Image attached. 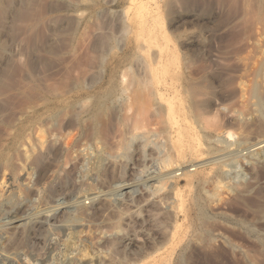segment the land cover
<instances>
[{"label": "rangeland", "instance_id": "rangeland-1", "mask_svg": "<svg viewBox=\"0 0 264 264\" xmlns=\"http://www.w3.org/2000/svg\"><path fill=\"white\" fill-rule=\"evenodd\" d=\"M54 1L61 3V0ZM87 1L88 10L80 15L82 21L74 38L75 43L83 48L76 53L75 68L70 69L69 87L77 76V69L90 64L97 56L90 50L95 38L106 33L115 37V42L109 45L108 61L121 59L127 66L131 64L130 69L123 71L126 75L122 80L124 85L140 72L139 65L134 64L136 59L145 62L151 69L157 67V62L162 67L155 79L149 78L148 82L140 75V86L128 90L131 95L132 91H140H136L137 98H140L138 106L112 108L108 105L110 109L105 118L108 122L104 120V125H109H105L103 138L96 140L92 136L88 120L71 128L76 158L71 161L67 155H58L57 149L53 151L52 159L58 158V162L60 159L58 167L63 175L60 173L55 184H51L53 191L50 190L52 194L49 192L48 197L41 195L40 200L39 196L22 188L25 182L19 173L13 174L14 178L12 172L6 171L9 178L7 191L10 192L14 182L24 191L14 193L12 205L0 202V264H74L76 261L73 259L79 258L81 255L78 252L81 251V254L86 253L93 258L95 264H177L178 256L184 257V264H261L264 215L260 216L255 206L264 202V180L260 174L251 171L250 166H246L243 157L238 158L242 152L245 153L243 149L248 144H240V140L238 144L235 138L239 137V130L229 118L242 111L252 113L250 116L253 119L260 115L257 97L252 91L264 87V23L256 19V3L259 0H94L100 3L98 8H92V0ZM17 2L15 0L14 4ZM11 7L9 9L12 10ZM100 8L105 13L98 14L96 11ZM125 13L128 31L122 32L119 20L125 19ZM63 16L61 13L50 17L62 20ZM7 18L10 20V17ZM7 18L1 28L11 26ZM63 23L60 25L64 28L60 26L59 29L65 34L68 26ZM2 32L0 36L4 35L6 39L0 37V40L8 45L7 51L17 52L16 45ZM63 37L60 36V42L66 43L72 38L70 35L64 37L65 41ZM118 80H121L120 76ZM153 92L163 106L161 113L155 111L158 107L153 101ZM88 106L89 103L85 107ZM166 108L170 114H165ZM199 114L200 121L195 120L193 116ZM190 120L195 129L185 135L184 127ZM69 122L65 119L61 124L63 133L69 128ZM135 122L138 132L147 135L145 140L148 144L145 141L140 148L141 139H136L126 158L110 159V153L119 156L123 153L119 143L133 133ZM216 130L233 133L237 143L228 150L212 153L208 146L211 143L214 146V143L203 137L215 135ZM251 137L250 143H253L256 134L252 133ZM163 153L174 156L180 167L169 181L158 175L161 168L159 158ZM213 158H222L225 164L222 170L229 172L235 180L236 177L240 180L246 178L253 187L245 197L247 206L234 204L230 192L223 186L219 196L208 197L209 193L216 192L219 182L216 177L222 179V176L218 167L201 166L200 163ZM51 160L45 161L32 174L31 184L34 187L47 188L43 184L42 173L53 167L54 161ZM14 179H19L17 184ZM233 179L229 182L222 180V184L228 186L235 181ZM79 196L96 197L93 203L84 200V203H90V211L104 199L110 202L104 210L91 213L92 216L89 211L84 219L88 228L84 229L80 227L84 222L79 223L75 219L77 210L74 202ZM202 211L210 217L208 223L199 220ZM27 222L32 226H28ZM17 226L18 229H15ZM20 228L22 232H19ZM23 232L24 237L21 235ZM115 234L119 239L112 236ZM111 238H116L115 242L108 244ZM66 242H69L68 245ZM73 243L77 246L74 247ZM69 245L76 249L73 251Z\"/></svg>", "mask_w": 264, "mask_h": 264}, {"label": "bare ground", "instance_id": "bare-ground-1", "mask_svg": "<svg viewBox=\"0 0 264 264\" xmlns=\"http://www.w3.org/2000/svg\"><path fill=\"white\" fill-rule=\"evenodd\" d=\"M52 1L57 2V3L53 4ZM58 2L59 1H54V0H47V1L45 0L44 2L41 0H18V2L16 4H14L15 0H0V25L5 23L4 21L6 20L7 17H10V20L8 18H7V20H9L10 21L9 24H11V26L9 28L7 27L8 29L7 28L5 29V27H2V28L0 27V34L2 31H4L2 33H5L6 34L5 36H7V39L10 38V41L13 42V44H15L17 47V52H15V53L11 52L10 53L7 51L8 45L6 43H4L2 41V39L0 40V202L7 203L8 205H12V202L14 199V193L17 191H20L22 188L28 192L30 191L31 193H33L36 196H39V198L41 195L48 197L50 190L53 189V188L51 189V184H53V183L55 184V181L59 178L58 176L61 173L59 171V167H58V164L60 165V159H59V162L57 161L58 158L56 160L52 159V157H53L52 153H54L53 151L55 149H57L58 155H61V157H62V155H65V157L67 155V158H69L68 160H71V161L74 160V158H76V156L74 155L75 151H73L74 138L72 137V132H71L72 129L71 128L74 127V125H77L78 123H80L82 121L88 120L90 122V125H91L90 131H91L92 136L95 137V139L96 138L97 139L103 138V135L106 133V126L105 125L108 124L107 123L104 125V123H105L104 120H106L105 118H106L107 112L110 109L109 106H111L112 108H114V107L117 108L119 106L121 107L124 105L132 106V107L138 106L140 98L139 99L137 98V92L139 93L140 91L139 90H136L137 92L132 91L133 95H131V94H129L128 90H131V88L133 86L134 87L140 86L139 81H138V79H140V75H142V77H145L148 80H149V78L151 80L155 79L156 74L160 71V69L162 67V64L157 62L156 63L157 67L155 69H151V67L149 65H147L145 62L142 63L139 60L137 61V59H136V60H134V64L135 65L137 64L136 66L139 65L140 72L138 75L132 76V79H130L131 81L129 82V84L124 85V82L122 81L126 77L124 72L127 71V69L131 68V64H130L131 62L130 63L128 62L130 64V67H129V65L127 66V64H124V61L121 59L108 61L107 55L110 51L109 45L112 42H115V39H114L115 37L106 33V34L98 35L95 38V41L93 42L92 47H91L92 49H90V50H93L94 51L93 53H95L94 55H97V56L95 57V59L93 61L91 60L90 64L84 65V67L77 69L78 70L77 76L72 81V83L69 87L67 85V80H68V76H70L69 75L70 69L75 68L74 65L76 62L75 61L76 53H79V51H81L83 48L82 45H78L77 43H75L74 38L77 34L76 33L77 27H78L79 23L82 21V17L80 15H83L84 11L88 10V7H86L87 6L86 2H88V1L87 0H67L64 3L61 0V3L59 2L60 4ZM92 3H93L91 5L92 8L93 7H95V8L100 7V3L98 4L94 0H92ZM256 4L258 5V7H257L258 11H257V13L255 12L257 14L256 19L259 21H263L262 23H264V0H259V1H257ZM11 5L13 6V8L11 7L12 10L9 9V7ZM242 5H244V4H242ZM251 6H253V5H251ZM173 7H174V5H173ZM243 7H245V5ZM96 12L98 14H103V13H105V10L103 8H100V10L96 11ZM61 13L64 14V16H63L64 19L61 17L62 20L58 17H50L52 14H61ZM74 15L77 16V18L74 17ZM126 16L127 15L125 13V19L122 18L119 20L121 23L120 24L121 25L120 31H122V32L128 31V30H126V25H125V23L127 21L126 19H128ZM251 19H253V17H251ZM62 21H64L66 26H68L67 31L64 30L65 34H62L61 28L59 29V27L61 26L60 24H62ZM62 28H64V27H62ZM69 35L72 36V38L68 42L65 40V38H67V36H69ZM60 36L65 37V38L63 37L64 38L63 40H65L66 43L62 42V41L60 42ZM0 37H2V36H0ZM3 37H4V35H3ZM114 57H115V55H114ZM135 58H137V57H135ZM129 60H130V58H129ZM139 62H140V64H139ZM77 63H78V61H77ZM242 64H243V62H242ZM119 76L121 77V80H118ZM148 82H150V80ZM253 85H255V84H253ZM259 86H260V84H259ZM134 89H136V88H134ZM138 89H140V88H138ZM241 89H243V88H241ZM263 89H264V87H263ZM263 89L262 88L260 90H259V88L258 89L257 88L252 89V91L254 90V94L257 97V101H258L257 104L260 108V111H259L260 115L259 116L256 115L257 116L256 119L255 118L253 119L251 117L252 113L250 114V112H249V114H247V112L245 113V111H244V113H243V111L241 113L238 112V114L236 113L237 115L233 114L234 116L232 115L229 118H231L230 123L232 125H234V127H237V129L239 130V133L237 132L239 137L235 138L237 140V142L240 140V144H248V145H246V148L243 149V151H245V153L243 154V152H242L241 153L242 156L239 154L241 151H239V153L237 152L240 155V157H238V158L241 159V157H243V159L246 160V162H245L246 166L247 165L250 166L251 171H254V173L257 172L258 174H260L262 176V177L261 176L260 177L264 180V91H262ZM244 92H245V90H244ZM252 94H253V92H252ZM138 97H140V96H138ZM152 97H154L153 101L155 103V106L158 107V109H156L155 111L158 110L157 112H160V113L163 112L162 111L163 110L162 104L158 103L159 101H157L158 98H156L157 97L156 92L155 93L153 92ZM193 98H194V96H193ZM87 103H89V106L86 108L85 106ZM152 105H154V104H152ZM197 107H195V108H197ZM191 108H193V107H191ZM259 108H258V110H259ZM166 109H167V111L165 114L166 115L168 113L170 114V110L168 108H166ZM243 109H245V108H243ZM196 110H198V108ZM245 110H248V109H245ZM193 117L195 120L200 121L201 114H199V116H197V117H195V116H193ZM65 119H69L70 125H69V128H67L66 131L63 133L61 131L62 129H60V128L62 127L61 124L65 121ZM190 121L187 122V124H186V126L187 125L188 126L184 127L186 130L184 132L185 135L193 132L195 129L193 127L194 125L192 124V121L191 122ZM137 129H138V125H137V122H135L133 124V133L130 134L128 137H126L124 140L120 141V143H119L120 144L119 146L123 150L122 151L123 153L120 156L114 155V154L112 155L110 153V155H108V157H110V159L117 160L118 158H123V157L126 158V153L129 151L128 149L132 147V142L135 141L136 139H141L140 148H142L144 146L143 143H145V141H146L145 136H147V135L141 134L140 132H138ZM252 133L256 134V139H255V141H253V143H250V137H251ZM203 138H206V140L210 139L211 142L214 143V146L211 145L212 143L210 145L208 144L209 146L207 145L208 150L211 151L212 153L228 150L235 143H237V142H235L233 133H230L227 131L225 132L223 130H218L215 133V135L212 134V135H208V136L203 137ZM211 138H213V139H211ZM210 140H209V142H210ZM146 143H147V141H146ZM238 144H239V142H238ZM243 146H245V145H243ZM143 150L144 149H142V151ZM158 150H160V149L158 148ZM239 150H240V148H239ZM170 153H166L165 155L163 153V156L161 158L158 157L160 159L161 168L159 170L160 174H158V173L157 174L160 175V177L162 179H165V181H169L170 179H173V177L176 176V171L180 170V167H178L176 160L173 158L174 156H172L171 155L172 153L171 154ZM105 154H106V152H105ZM127 156H128V153H127ZM238 158H235V159L239 160ZM48 160L54 161L53 167L48 169V170H45L46 172L44 171V173H42L43 174V178H42L43 184L46 185L48 189L42 185L41 186L43 188H41V189L37 188L36 185L34 187V185L31 184L32 174L35 172L36 169L40 168L45 161H48ZM237 160L235 162H237ZM223 161H222V158L221 159H214L213 158V159L205 160L204 162L200 163L201 166L202 165H212V166L218 167V170L222 176V179L216 177L217 181L219 179V182L216 181L217 184L215 183L217 185L216 192H214L212 195H210V193H209V196L208 195L207 196L209 198H214V197L219 196V190L223 186L224 188H226L230 192L231 198L235 202L234 204H240L242 206H247L248 202L246 201L247 198L245 199V197H246V194L248 192L252 191L253 187H250L251 185L248 183L246 178L243 177L240 180L239 179L240 177H236V180H237L236 181L233 176L232 177L234 179L230 176L231 174L229 172L222 170V168L225 166ZM6 171L12 172V174L10 173L11 175H13V174L15 175V174L19 173V175L24 179V180L22 179V181H23V183L24 182L25 183L21 189H19L20 186L17 187L18 186L17 180H19V179H16V180L14 179L16 181L17 186L14 185L15 182L13 184L11 183V188H10L11 190H10V192H8L9 190L7 191V189H8V186H7L8 182L7 181L9 178H7L8 175L6 174ZM14 175H13V177H14ZM229 176L231 177V179H233L232 181H234V180L235 181L232 183L230 182V184H228V186L225 184H222V182H223L222 180H228ZM231 179H229V180H231ZM229 180H228V182H229ZM10 182H12V181H10ZM220 185H221V187H220ZM203 191H205V190H203ZM22 192H20V193H22ZM18 195H15V196L17 197ZM23 195H25V194H23ZM16 197H15V199H16ZM47 197H43V198L45 199ZM229 197H228V199H229ZM37 198L38 197H36L34 199H37ZM19 199H20V197H19ZM95 199H96V197H92V198L85 197L84 198L83 196H79L76 203L74 202V204L76 206L75 209L77 210V212H76L77 214L75 215V219L78 222L80 221L79 223L84 222V219H86V216H88L89 211H90V207H88V204H90V203H84V200H89L91 203H93L95 201ZM40 200H41V198H40ZM220 200L221 199H219L218 202ZM263 200H264V197H263ZM199 201H198V205H199ZM109 204H110V202L107 199H104L103 202L96 205L92 209V211H90V214L91 213L96 214L102 208L104 210L105 207L109 206ZM4 205H6V204H4ZM85 205H87V207ZM54 206H53V208H54ZM252 206H253V204H252ZM255 207L257 210L256 212L258 214H260V216H262V214L264 215V202L262 205L259 204ZM92 214L90 216H92ZM73 215H74V213H73ZM97 215H96V217H97ZM209 219H210V217H208L206 215V213H204V211H202L200 213L199 220L202 223H208ZM37 220H39V219H37ZM77 221H75V222H77ZM118 221H119V219H118ZM118 221H116V222L119 223ZM28 222H27V225L30 226L31 224H29ZM116 222H114V223H116ZM22 223H20V224H22ZM84 223H82L80 225V227L83 229L88 228V225H87L88 223L87 224L86 223L84 224ZM22 225L24 227V224H22ZM19 226H21V225H19ZM19 226H17L15 229H18ZM66 226H67V224H66ZM117 227H119L118 224H117ZM204 227H206V226H204ZM24 228L27 230L29 227L28 228L24 227ZM5 230H7V229L5 228ZM20 230H21V228H20ZM22 230L19 232H22ZM28 230L31 231V229H28ZM28 233L30 234V232H28ZM116 234L112 235V236L116 237L117 236ZM212 234H213V232H212ZM13 235H15V234H13ZM21 235H23V237H24L25 236L24 232ZM244 236H245V234H244ZM76 238H78V237H76ZM116 238L119 239V237H116ZM116 238H113L114 240L111 238V240L108 242V244H113L115 242ZM14 239H15V237H14ZM11 241H13V240H11ZM25 241H27V240H25ZM98 241L100 242V240H98ZM16 242H17V240H16ZM66 243L68 245L69 242H66ZM23 244H24V242H23ZM70 245H69V247H70ZM258 245H260V244H258ZM2 246L4 247V245H2ZM76 246L74 244V247H76ZM106 246H108V245H106ZM70 248L73 251H74V249H76V248H72V247H70ZM67 249L65 248V250H67ZM79 250H81V249H79ZM184 250H186V249H184ZM262 250H261V252L264 253V250L263 251ZM183 251H182V254H183ZM256 251H257V249H256ZM73 253H75V252H73ZM78 253H80L81 256L79 255L80 256L79 257L77 254V256L79 258L76 257L74 259H73L74 254H72L73 257L71 259L76 261V262H74V264L75 263L76 264L77 263H79V264H92V263L95 264L93 262V258H90L89 256H87L86 253H85V255L81 254L82 251L78 252ZM75 255H76V253H75ZM104 255H105V253H104ZM99 256H100V254H99ZM99 256H96V259L98 257L100 260ZM262 258L263 259L261 261L262 262L261 264H264V254H263ZM54 259H55V257H54ZM58 261L61 262V260H58ZM257 262H258V260H257ZM71 263H69V264H71ZM176 263L177 264L178 263L184 264V257L178 256ZM254 263H251V264H254ZM96 264H99V263H96Z\"/></svg>", "mask_w": 264, "mask_h": 264}]
</instances>
